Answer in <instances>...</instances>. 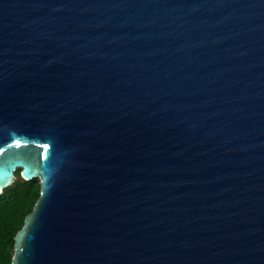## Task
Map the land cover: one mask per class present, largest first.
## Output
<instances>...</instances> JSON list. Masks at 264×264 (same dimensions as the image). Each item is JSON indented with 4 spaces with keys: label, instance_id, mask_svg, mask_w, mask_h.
Returning a JSON list of instances; mask_svg holds the SVG:
<instances>
[{
    "label": "water",
    "instance_id": "95a60500",
    "mask_svg": "<svg viewBox=\"0 0 264 264\" xmlns=\"http://www.w3.org/2000/svg\"><path fill=\"white\" fill-rule=\"evenodd\" d=\"M18 169L9 264H264V0H0Z\"/></svg>",
    "mask_w": 264,
    "mask_h": 264
},
{
    "label": "trees",
    "instance_id": "16d2710c",
    "mask_svg": "<svg viewBox=\"0 0 264 264\" xmlns=\"http://www.w3.org/2000/svg\"><path fill=\"white\" fill-rule=\"evenodd\" d=\"M16 176L19 180L0 195V264L11 262L15 235L40 197L39 179L25 181L20 169Z\"/></svg>",
    "mask_w": 264,
    "mask_h": 264
},
{
    "label": "rangeland",
    "instance_id": "374dc122",
    "mask_svg": "<svg viewBox=\"0 0 264 264\" xmlns=\"http://www.w3.org/2000/svg\"><path fill=\"white\" fill-rule=\"evenodd\" d=\"M17 180H19V177H18V176H16V181H17ZM16 181H15V182H16Z\"/></svg>",
    "mask_w": 264,
    "mask_h": 264
}]
</instances>
